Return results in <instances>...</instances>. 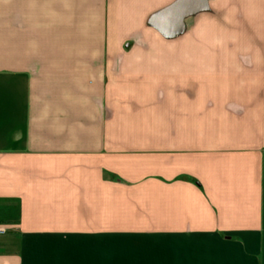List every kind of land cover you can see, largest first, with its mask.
<instances>
[{"label":"crops","instance_id":"crops-1","mask_svg":"<svg viewBox=\"0 0 264 264\" xmlns=\"http://www.w3.org/2000/svg\"><path fill=\"white\" fill-rule=\"evenodd\" d=\"M176 1L0 0V264H264V0Z\"/></svg>","mask_w":264,"mask_h":264},{"label":"rangeland","instance_id":"rangeland-1","mask_svg":"<svg viewBox=\"0 0 264 264\" xmlns=\"http://www.w3.org/2000/svg\"><path fill=\"white\" fill-rule=\"evenodd\" d=\"M130 244L141 249L134 264H188V252H190L188 237L177 236L171 239L162 237ZM191 248L196 250V247L191 246Z\"/></svg>","mask_w":264,"mask_h":264},{"label":"water","instance_id":"water-1","mask_svg":"<svg viewBox=\"0 0 264 264\" xmlns=\"http://www.w3.org/2000/svg\"><path fill=\"white\" fill-rule=\"evenodd\" d=\"M208 9L209 0H178L155 14L150 25L166 38H173L184 32L186 18Z\"/></svg>","mask_w":264,"mask_h":264},{"label":"built area","instance_id":"built-area-1","mask_svg":"<svg viewBox=\"0 0 264 264\" xmlns=\"http://www.w3.org/2000/svg\"><path fill=\"white\" fill-rule=\"evenodd\" d=\"M5 233H6V229L3 228V227H0V235H1V234H5Z\"/></svg>","mask_w":264,"mask_h":264}]
</instances>
